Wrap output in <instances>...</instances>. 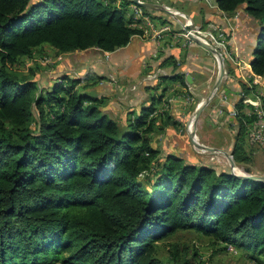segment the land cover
Masks as SVG:
<instances>
[{
	"label": "trees",
	"instance_id": "trees-1",
	"mask_svg": "<svg viewBox=\"0 0 264 264\" xmlns=\"http://www.w3.org/2000/svg\"><path fill=\"white\" fill-rule=\"evenodd\" d=\"M216 2L259 22L250 61L264 74V0ZM130 4L0 0V264H196L197 249L190 258L180 242L161 246L179 231L264 263V181L162 153L155 103L124 129L76 88L90 72L43 88L11 69L44 45L64 54L127 46L141 32L126 18ZM234 135L236 162L249 163L242 122Z\"/></svg>",
	"mask_w": 264,
	"mask_h": 264
},
{
	"label": "crops",
	"instance_id": "crops-1",
	"mask_svg": "<svg viewBox=\"0 0 264 264\" xmlns=\"http://www.w3.org/2000/svg\"><path fill=\"white\" fill-rule=\"evenodd\" d=\"M130 1L125 10L126 18L131 21V27L141 32L134 35L127 46L108 52L109 57L105 55L107 52L97 48L93 51L76 50L73 53L76 55L69 53L74 58L65 62L64 66L70 69L69 72L73 69L78 71L71 75L65 70L67 74L63 75L81 77L90 72V77L77 83L76 88L101 98L100 107L123 126L135 119L143 107L155 103L151 118L156 119V131L152 135L161 150L177 147L182 142L183 131L193 111L208 95L203 94L206 91L203 86L215 85L219 63L216 56L198 42L184 47L175 35L185 30L188 21L203 29L216 24L228 33L231 50L250 60L259 22L243 10H237L234 14L222 10L216 0H146L155 5V8L147 10L142 6L151 21L158 26L169 25L172 30L159 39L144 33L146 23L135 17L132 9L134 0ZM75 62L78 63L72 68ZM226 68L233 77L225 78L222 90L227 86L236 92L239 83L234 77L237 72L230 63ZM189 74L193 76V84L187 80ZM177 75H183L185 83L181 78H176ZM49 82L47 80L45 84ZM222 90L216 97L218 101L209 106L210 113L207 112L209 107L203 111L202 115H206L207 120H214ZM235 95H228V101L233 100ZM245 146L252 153V171L264 174V155L260 163L253 160L257 147H249L246 135Z\"/></svg>",
	"mask_w": 264,
	"mask_h": 264
},
{
	"label": "rangeland",
	"instance_id": "rangeland-1",
	"mask_svg": "<svg viewBox=\"0 0 264 264\" xmlns=\"http://www.w3.org/2000/svg\"><path fill=\"white\" fill-rule=\"evenodd\" d=\"M209 2V0H207ZM75 53V52H74ZM76 55V54H73ZM67 53H58L56 49L49 45H44L42 47L36 48L34 51V55L31 57H24L19 62L12 64L10 67L13 70H16L19 74L31 77L32 79L39 80L40 84L43 88H45V81L49 80L50 83L54 81H61V77L66 71L69 72L70 69H67L64 65L69 59L74 58V56ZM105 57V56H104ZM106 58V57H105ZM78 62L73 63L71 65L72 68L76 66ZM227 67V64H226ZM225 67V68H226ZM66 70V71H65ZM218 68H216V73L218 72ZM78 71V70H77ZM75 69L71 70L69 74L73 75L77 72ZM67 74V73H66ZM218 74V73H217ZM213 84L211 87H205L206 91L203 94H209L210 90H212ZM201 88V90L203 89ZM217 97V96H216ZM219 98H215L209 105L215 104L214 102L218 101ZM34 106L35 116L37 115V109ZM207 109V108H206ZM207 112L210 113V107L207 109ZM204 115V112L202 113ZM201 116L196 123V134H198L199 141L212 146V147H220L228 152L233 153L234 143L236 141V136L231 133L224 124L220 121L214 122L213 119H208L205 116ZM127 128V125H125ZM183 136L181 138L182 142L177 147H166V149L162 150V153L173 152L176 155H181L185 158L186 162L197 163L199 161H203V163H208L214 167L219 169H228L230 168L229 159L224 154H211L208 151H200L196 150L189 134L184 129ZM171 140V138H170ZM175 142V140H171ZM178 148V149H177ZM172 149H177L173 151ZM171 150V151H170ZM257 155L253 160L256 163H260L262 158L261 156L264 153L261 150L256 149ZM263 153V154H262ZM235 157V155H234ZM253 161L249 163H237L239 168L245 170L246 166L252 165ZM254 172V171H252ZM143 180L145 176H140ZM169 242H180L181 245H185L188 247L189 252L188 256L193 258V254L197 249L198 258L196 260V264H264L258 263L257 261L251 259L249 255L244 253L242 250L234 249H224L221 245L215 242L213 239L197 235L195 232L190 231H179L178 234H174L169 238H164L163 241H160L161 246H166ZM56 264H63L62 262H58Z\"/></svg>",
	"mask_w": 264,
	"mask_h": 264
},
{
	"label": "built area",
	"instance_id": "built-area-1",
	"mask_svg": "<svg viewBox=\"0 0 264 264\" xmlns=\"http://www.w3.org/2000/svg\"><path fill=\"white\" fill-rule=\"evenodd\" d=\"M132 9L136 18L145 21L143 29L145 34L160 39L172 31L169 25H155L139 4L133 2ZM187 25L190 27L176 34V39L187 47L196 42L192 38L195 34L205 43L216 47L224 55L226 64L230 63L237 72L234 78L243 85L237 88L235 98L231 101H228V95L222 90L221 100L215 107L214 120L220 121L234 134H237L242 122L249 147L255 145L257 150L264 152V74L255 72L250 60L231 50L228 33L218 28L216 24H212L209 29H203L190 21ZM108 54V52L105 53L107 57L110 56ZM225 73L226 78L233 77L227 68ZM145 174L146 172H142L140 176ZM228 249L234 250L235 248L229 245Z\"/></svg>",
	"mask_w": 264,
	"mask_h": 264
},
{
	"label": "water",
	"instance_id": "water-1",
	"mask_svg": "<svg viewBox=\"0 0 264 264\" xmlns=\"http://www.w3.org/2000/svg\"><path fill=\"white\" fill-rule=\"evenodd\" d=\"M135 3L139 4L140 6H143L145 8H150L153 9L155 8V5L148 3L146 0H134ZM190 27V25H186L185 29H188ZM192 38L195 39L196 42H198L199 44H201L202 46H204L205 48H207L211 53H213L216 58L218 59V63H219V70H218V77L217 80L215 82V85L213 86L212 90L209 92V94L207 96H205L196 106L195 110L193 111V116L191 117L190 120H188L187 122V127L185 128V130L187 131V134H189V137L195 147L196 150L200 151H208L211 154H224L225 156H227V158L229 159V163H230V168H231V172L233 174L236 175H240L244 178H250V179H255L257 181L261 180L264 181V174L261 173H254V172H250L248 170H244L242 168H239V166L237 165V162L235 160L234 157V153L232 152H228L227 150L220 148V147H212L209 145H206L202 142L199 141V138L196 139V126H195V132L190 131L189 130V125L190 122L193 121L194 123H197V120L201 117L202 112L208 107V105L216 98V96L219 94V92L222 90V87L224 85V80L226 78V73H225V67H226V61H225V57L222 54V52H219V50L216 47H213L212 45L205 43L204 41H202L197 35H192ZM187 80L193 84V76L191 74H189L187 76ZM224 93H226L229 96H232L233 92L229 87H224L223 88ZM184 132V131H183Z\"/></svg>",
	"mask_w": 264,
	"mask_h": 264
},
{
	"label": "bare ground",
	"instance_id": "bare-ground-1",
	"mask_svg": "<svg viewBox=\"0 0 264 264\" xmlns=\"http://www.w3.org/2000/svg\"><path fill=\"white\" fill-rule=\"evenodd\" d=\"M195 126H196V123H194L193 121H191L190 122V125H189V130L195 132ZM196 139H198L197 136H196Z\"/></svg>",
	"mask_w": 264,
	"mask_h": 264
}]
</instances>
